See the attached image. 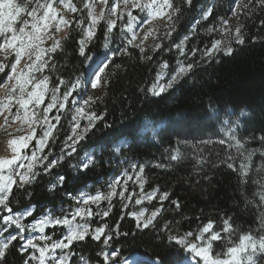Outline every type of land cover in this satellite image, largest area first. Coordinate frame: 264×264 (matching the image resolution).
Returning <instances> with one entry per match:
<instances>
[{
  "label": "trees",
  "instance_id": "trees-1",
  "mask_svg": "<svg viewBox=\"0 0 264 264\" xmlns=\"http://www.w3.org/2000/svg\"><path fill=\"white\" fill-rule=\"evenodd\" d=\"M71 2L79 16L71 20L61 48L50 54L48 67L43 72L50 77L53 88L61 78L70 86L85 71L84 58L78 52L81 31L76 21L82 16L84 26L87 25L89 8L84 5L91 0ZM236 2L243 44L234 39L230 42L231 54L217 52L211 57L203 56L206 46L211 47L215 39L222 40V23ZM173 6L172 25L165 31L160 46L141 51L137 46L126 44V52L115 51L100 81L104 96L100 99L83 96L85 100L91 97L89 109L97 115L103 114V119L96 121L95 127L78 143L77 155L84 148L104 146L105 150H100L93 157L94 163L83 171L68 168V158L58 163L56 173L65 179L53 192L49 187L51 178L45 174L37 175L24 188L16 187L10 196L13 211L35 205L34 218L48 207L74 206L75 201L66 199V193L76 197L89 185L95 189L105 184L110 172H118L128 163L144 168L143 191L158 189L153 200L143 205L150 213L157 208L161 211L146 229L137 228L135 219L129 216L130 206L110 211L104 221L108 230H113L110 247L120 249L117 259L133 254L145 258L167 257L175 245L170 248L167 243L159 242L162 232L168 235L192 232L198 236L209 221L214 222L212 231L221 232V240L212 245L214 256L235 245L242 235L264 236V5L259 0H191L190 4L187 0H174ZM176 8L180 11L176 12ZM209 8L210 15L203 19ZM118 30L117 26L115 33ZM105 31L106 22L97 29L94 43L86 54L102 53L109 35ZM185 36L187 52L183 60L186 65L191 63L192 69L165 93L152 95L148 90L156 82L161 65H175L178 58L173 46ZM193 50H196L194 56ZM67 87L60 86V91L64 92ZM230 110L238 117L244 113L235 132L239 148L222 130L223 117ZM60 117L55 140L47 148V153L51 150L56 156L61 154L60 144L67 136L63 130L69 123L64 114ZM145 120L152 121L153 129L158 126L155 134L152 128L141 134ZM109 137L124 140L117 164L107 153L119 141L104 144ZM220 140L225 143H219ZM177 151L181 156L173 160ZM242 164L248 167L242 170ZM164 192L169 193L168 199L160 201L159 196ZM173 201H178L179 207ZM225 219L232 226L230 233L222 231ZM165 224L169 225L167 230ZM57 231L59 235L60 229L52 232ZM125 232L127 236L122 235ZM230 236L234 238L228 240ZM103 239L104 236L95 241L88 236L74 243L71 247L74 256H86L91 264H105L100 256ZM19 245L17 240L7 250L5 264L23 263L26 256L17 252ZM256 264H264V255L259 256Z\"/></svg>",
  "mask_w": 264,
  "mask_h": 264
},
{
  "label": "snow or ice",
  "instance_id": "snow-or-ice-1",
  "mask_svg": "<svg viewBox=\"0 0 264 264\" xmlns=\"http://www.w3.org/2000/svg\"><path fill=\"white\" fill-rule=\"evenodd\" d=\"M59 3L64 6L65 9L71 12H77L75 4L71 0H0V52H6L11 49L15 52V60L10 65V75L7 76V81H12L15 78V83L11 85L8 94L0 99V114L3 110H7L11 113V107L13 103L17 105V112L15 118L17 120L22 119V122L30 128V133L27 136H21L18 140L13 139L11 144L12 150L15 153L10 159H0V208L6 211V214L0 215V223L4 225L0 228V264H5V256L7 250L13 245V242L19 240L20 247L17 252L21 255H25L26 259L24 264H29V261H35L36 264H70V255L65 252L74 241H83L89 235V225L84 223H74L76 217H91L93 215L92 210L88 206L90 204L99 205L102 200L109 202L108 211H103L102 216L107 217L111 211V200L116 195V186L120 184V177L109 185L110 191L105 195L103 193H97L95 195H89L86 198L81 197L83 205L77 207L71 214V218L68 215L63 218H52L51 215H47L44 218L36 219L29 225H24L22 220L33 216L35 206H30L21 212H13L10 207V196L13 190V186L16 185L18 188H24L25 185H30L39 173L35 169L40 166L44 172H49L53 167L57 166L58 163L63 161L64 152L66 149L70 150L67 155H72L77 151V145L80 141L85 139V134L91 131L95 127V123L98 120L103 119V114L97 115L95 112H89L85 115V109L80 107L77 109L78 116L74 117L76 120V126L72 129V134L69 135L61 148V154L58 158L49 161L48 154L41 155L44 153L45 147L48 146L50 138L53 139V130L56 128V124L51 121L54 120L58 124L61 117L59 111L65 108V104L68 102L69 97L73 93H78V90L91 87L95 89L99 85L102 74L109 67L112 57L115 53H109L108 55L97 56L95 54H86L89 46L94 43V38L97 33V25L101 20H104L103 14L97 16L93 11L88 12L89 22L84 26V18L81 17L76 21V27L80 29L81 36L78 40V52L81 57L84 58V73L76 78L70 87H67L68 82L64 79H60L59 83L51 89L50 101L43 108V112L38 111L39 106L43 105L46 99V95L50 91L48 75H42L45 68L48 67L50 54H54L58 49L61 48V41L56 39L54 34H49V28L55 23L56 30H60V25L68 26L72 23L71 20L65 19L63 15L58 17L59 8L55 7L54 4ZM107 3V0H102ZM190 4L191 0H187ZM125 8L131 4L133 9H140L143 12L145 9L148 10V14L151 18L162 16L165 14V9L173 8L171 0H149L148 3H141V0H123ZM261 5H264V0H259ZM85 8H92L91 4H85ZM112 13L116 12V6L111 9ZM176 12L180 9L176 8ZM210 15L209 12L203 14V19H207ZM129 23L124 27L131 31L132 21L137 20V17L132 16L131 12H128ZM123 12L121 13V18ZM168 19L172 20V15H168ZM227 23V21H224ZM117 26L116 19L106 20V31L105 35L112 33ZM209 32L213 29H208ZM224 32H228L229 29H223ZM170 35V33H169ZM45 39L53 40L50 47H44ZM136 39L135 33H132L131 39H127V45H133ZM188 38L185 37L179 44L175 45L177 49L184 54V44ZM235 40L236 42L243 44L244 36L241 33V28L236 27L235 29ZM222 40L216 39L211 43V47H205L203 56L211 57L217 52L225 51L226 54H231L233 49L230 46V42L225 44L224 48H221ZM159 47V45L157 46ZM126 52L127 49L125 48ZM143 51V49H141ZM192 55H196V50L192 51ZM27 56V62L24 67L17 71V66L21 63V58ZM48 56L49 59H45ZM202 56V58H203ZM151 59V57H149ZM6 67H9L3 62H0V73H4ZM55 68V65H52ZM117 67H119L117 65ZM166 68L167 65H162ZM191 63L178 68L176 73L171 76V79L166 84H160L159 81L163 78L161 74L156 77L157 83H153L149 88V92L154 96H159L165 93L167 90L173 87V84L177 82L178 77L183 76L192 69ZM37 74H41L38 76ZM60 86L67 87V90L63 93L62 98L58 97L57 93L60 91ZM91 97L84 100V104L87 105ZM75 103V100H73ZM32 106L31 108L29 106ZM57 105L59 107L57 108ZM56 109L57 114L49 118V113ZM21 110H23V117H21ZM243 116L244 113L242 112ZM83 117L87 119L88 124L83 130L77 133L79 127V118ZM7 122V117H5ZM238 123V121H237ZM37 127L40 128V135L37 138ZM227 135L231 141H234L239 148L240 141L235 136V130L230 125L227 126ZM35 139V147L31 150V155L26 153L22 154L21 149L28 148L30 142ZM134 139V137H133ZM264 139V138H262ZM119 141L120 144L124 143V140L119 137H109L104 140V144H114ZM219 143L224 144V140H220ZM95 151V148H93ZM181 156V153L177 151L176 155L172 156L173 160H176ZM19 161V163H17ZM47 162V163H45ZM94 163L91 158H86V162L82 164L81 170H86L90 165ZM135 167V165H133ZM228 167H233L232 164H228ZM247 164H242L241 169H246ZM5 170L8 174L5 175ZM144 168L140 167V173H143ZM59 182L62 184L65 177L60 176ZM132 177L128 176V179L124 181L123 187L127 190L128 180ZM138 179L140 177L138 176ZM57 185L52 184L50 190L55 189ZM143 181L140 182L141 195L140 198L135 200L136 205H140L144 199L151 200L156 196L158 189H154L152 192L147 194L143 193ZM120 197H124V192L119 193ZM169 196L168 192H164L159 196L160 201L167 200ZM131 199V197H129ZM179 207L178 201H173ZM126 208L127 205H124ZM146 209H142L139 212L133 211L130 213L131 217L137 220V228L141 226L148 228L153 224V219L161 211L157 208L151 213V215L145 220L144 212ZM100 215V213H97ZM123 219V216L121 217ZM143 222L142 225L140 222ZM264 223V220H262ZM224 227L222 229L225 233L232 231V226L228 219L223 221ZM9 226L15 229V232L10 231ZM47 226H67V234L60 240L51 241V237L43 235ZM107 224L98 226L91 234L92 239L100 241L101 237L104 236L103 244L107 247L112 241L113 237L111 233H106L105 229ZM169 228L168 224L164 225V229ZM26 229H38L40 235H25ZM214 229V222L209 221L199 231L198 236H194L192 232H185L182 235H168L162 232L159 237V242L167 243L171 248L175 245L167 257H150L142 258L136 257L129 260L124 258L123 260L115 259L120 252V249H114L109 253L104 251L101 253L103 260L110 262V264H201V258H203L204 264H256V258L258 255H264V236L256 238L251 233L242 235L239 239V243L235 246L227 247L223 253H217L213 255V242L221 240V232L212 231ZM8 233V235H5ZM209 234L205 239V234ZM117 235H121L117 233ZM122 235L127 236L125 232ZM195 240L196 242H193ZM67 241V243H65ZM40 242H43V246ZM229 243H232L229 241ZM57 250L60 251L61 255L57 256ZM38 253V254H37Z\"/></svg>",
  "mask_w": 264,
  "mask_h": 264
},
{
  "label": "rangeland",
  "instance_id": "rangeland-1",
  "mask_svg": "<svg viewBox=\"0 0 264 264\" xmlns=\"http://www.w3.org/2000/svg\"><path fill=\"white\" fill-rule=\"evenodd\" d=\"M173 1L174 0H171L172 4H173ZM148 2H149V0H141L142 4L148 3ZM89 4L92 5V8L89 9V11L91 10L94 12L95 10H98L100 15L103 14V16H104V20L100 21V23L97 25V29L103 23H105L106 20L109 18L110 19H116L117 26L119 29L117 33H115L116 32V29H115L112 33H110L106 37V41L104 43L102 53L101 54L94 53L97 56L108 55L109 53H114L115 51H118V52L124 51L125 46H126V41H127V39H131L132 33H135V35H136V39L133 42L132 46H137L141 49H146L148 47L158 48L157 46L158 45L160 46L161 40L164 36L165 31H167L171 27L172 21H173V20L170 21L168 19L169 14H171L173 16V8L165 9L164 15L155 17L153 23L148 24V20H149L150 16L148 14L147 9H145L143 12H141L140 9H133L131 7V4H129L128 7L125 8L123 0H112V2L110 0H107V3L102 2V0H91V2H89ZM54 6L59 8L58 17L60 15H63V17L65 19L72 20L74 17L79 16L78 12H71L70 10L65 9L64 6L59 4L58 2L56 4H54ZM114 6H116V12L113 14L111 9ZM129 11L131 12L132 16L137 17V20L132 21L131 31H129L127 28L124 27L126 24L129 23V16H128ZM122 12H123V17L121 18ZM239 18H240V10H239V5H238L237 9L236 8L233 9V11H231V14L224 20V21H227V23H224V21L222 23V29H221L222 30V36H223L222 37L223 43L221 45L222 49L224 48L225 44H227V43H229L235 39V29H236V27H238ZM172 19H173V17H172ZM225 28L229 29V31L224 32L223 29H225ZM48 31H49V34H54L56 39H59L60 41H62V39L67 34L68 26L60 25V30L57 31L56 27H55V23H54L52 26H50ZM184 38H183V40H184ZM52 43H53V40L45 39L43 46L44 47H50L52 45ZM173 50L177 51V58H178L177 62L175 63L174 66H169L166 64L167 65L166 68L162 67V65H165V63H163L161 65V70H160L159 74H161L163 78L159 81L160 84H166L171 79V76L176 73V71L181 66V64L186 66V61L183 60V55L187 52L186 43L184 44V54L183 55L181 54V51L179 49H177L175 46H173ZM220 52H225V51L222 50ZM45 59H49L48 56H46ZM14 60H15V52L13 50L9 49L6 52H0V62H3L9 66V67H6L4 73H0V99H2L3 97H5L8 94L9 89L11 88V85L15 83V78H13L12 81H7V76L11 74L10 73V65H11V63L14 62ZM26 62H27V56H23L21 58L20 65L17 66L18 72L20 71L21 68L24 67ZM37 75L41 76V78H42L43 74L42 75L37 74ZM181 77H178V80ZM155 83H157V80ZM70 86H68V87H70ZM52 88L53 87L51 86L50 80H49L50 91L46 95V99H45L44 104L39 106L38 111L40 113L43 112V108L50 101ZM66 90L67 89H65V91ZM64 92L59 91L57 93L58 97L62 98ZM85 95L96 97L99 99L102 98L104 96L103 84L99 83V85H97V87L95 89H92L89 86V87H85V88L78 90V93L72 99H70L71 96L69 97L68 102L65 104V108L61 109L59 111V115L61 116L64 114L65 117H68V121H69V123L67 125H65L64 130H63V133H66L67 136L64 138L63 142L60 144L62 147H63L65 139L69 135L72 134V129H73V127L76 126V120L74 119V117L78 116L77 109H79L80 107H83L85 109V115L89 112H92L89 109V105L84 104L85 99H83V96H85ZM73 100H75V103H73ZM17 107L18 106L15 105V103H13V105L11 107V113H9L7 110H3L2 114H0V145L2 143H4V141H6L7 139H17L18 140L21 136H27L31 131L30 128L28 127V125H26L22 122V119L17 120L15 118V113L17 112ZM29 107L31 108L32 106L30 105ZM58 107H59V105H57V108ZM56 114H57L56 109H53V111L51 113H49V118H51L52 116H54ZM228 114L229 115H224V117H223L222 130L226 134L227 138L230 139V137L227 135V131H228L227 126L230 125L231 128L234 129L236 132L237 127L240 126V123H241L240 117H242V116L240 115V117H238V115H236L235 113L233 114L231 110L228 111ZM5 117H7V122L5 121ZM21 117H23V110H21ZM237 121H238V123H237ZM51 122L53 124H56V128L53 130V137L55 138V135L57 133V123L54 120H52ZM87 124H88L87 119L80 117L79 118V127L76 129L77 133L81 132ZM151 128H152V121L145 120L143 123V126L141 128V134L142 135L145 134ZM157 130H158V126L153 129L154 134L157 132ZM39 135H40V128L37 127V138L39 137ZM52 143H53V139L50 138L48 141V146L45 147L44 153H42L41 155L49 153V152L47 153V148ZM122 145L123 144L118 143L116 146H114L107 153L108 157L111 160H113L115 162V164L118 163L119 149H120V147H122ZM34 147H35V139L32 142H30L28 148H25V150L22 152V154L26 153L28 155H31V150ZM78 149H79V147L77 145V150ZM100 150H105V147L104 146H97L95 148V151H93V148H84L80 155H77V151H76L75 153H73L72 155L69 156V155H67V152L70 150L66 149L64 152V159H66V158L69 159L68 168H70L72 171L73 170L77 171V170H81V166L83 163L86 162V158L93 159V157L97 153H99ZM59 156L52 155V153H51V155H49V161H51L52 159L58 158ZM17 163H19V161ZM45 163H47V162H45ZM121 163H122V160L120 161V163L117 166H119ZM133 165H135V167H133ZM57 168H58V165L53 167L49 172L45 173L43 168L38 166L35 169V171H37L39 173V175L45 174V175H47V177L51 178L49 181V187H51L52 184H56L57 185L55 187V189H56L57 187L61 186V183L59 182V179H58L61 175H58L56 173ZM52 173H53V175H52ZM5 174H8L7 170H5ZM128 176H131L132 179L128 180L127 190H125L123 187V184H124V181L128 179ZM138 176L140 177V179H138ZM117 177H120V184L116 186V195L112 197L111 210L118 209V208H120V206H122V209H125L124 205H127V207L130 206L132 208L131 212H133V211L139 212L142 209H146V211L144 212V219L146 220L151 215V213L153 211L150 213L148 211V207L146 205H143V204L144 203H150L153 200V198L151 200L144 199L140 205L135 204V200L140 198V195H141L140 182L142 180L143 185H144V179H143L142 173H140V168H138L136 166V164H128V163L126 164L125 163L120 167V170L118 172H113V171L110 172L108 178L104 182L105 184H102L95 189H91L90 185L88 187L82 188L79 195L76 197H74V195H70L69 193H66L65 198L70 199V200H74L75 201L74 206L63 205V206H57V207H53V208L48 207L39 216H36L34 218L32 216L27 217V218L22 220V223L27 226V225L33 223L39 217H43V216L45 217L47 215H51L52 218H63V216L68 215L69 218H71L72 212H74V210L77 207L84 206L81 197L86 198L89 195H95L97 193H103L106 195L110 191L109 185L111 183H113ZM16 187H17L16 185L13 186L12 192L14 191V189ZM55 189H53L51 191L53 192V191H55ZM122 191L124 192L123 198H121L119 195V193ZM143 193L147 194L149 192L143 191ZM129 197H131V199H129ZM84 207H90L93 215L91 217L85 216L83 218L76 217V219L74 220V223H80V224L86 223V224H88L89 225V235L88 236L92 237L91 234L94 232L95 228L105 224L104 219H106L107 217H103L102 212L108 211L109 202L107 200H102L98 206L94 205V204H90V205L84 206ZM63 210H65V212H63ZM13 212L15 213L16 211H13ZM97 213H100V215H97ZM3 214H6V211L3 210L2 208H0V215H3ZM59 215H61V217H59ZM129 216H130V214H129ZM132 218H134V217H132ZM135 221H136V223H138L136 219H135ZM140 223L142 225L143 222L141 221ZM3 227H4V225L2 223H0V228H3ZM9 228H10V231L15 232L14 228H11V226H9ZM141 228H143V227L141 226ZM54 229H60V234L57 235L58 231L56 233L52 232ZM112 231L113 230L109 231L108 227L105 229L106 233H111ZM32 232H33V229H26L25 235L28 236ZM66 234H67V226H55V227L48 226L43 235L51 237L50 242H53V241H57V240L63 238ZM5 235H8V233H5ZM208 235L209 234H207V233L205 234V239H207ZM233 238L234 237L230 236L228 240H232ZM78 242H80V241H74L73 244L78 243ZM193 242H196V241L193 240ZM40 243L43 246V242H40ZM65 243H67V241H65ZM238 243H239V241L236 244H238ZM72 245L68 249L65 250V252H67L70 255V264H91V262H89V260L86 256H79L76 258L73 254L72 249H71ZM233 246H235V245H233ZM19 247H20V245H19ZM102 247H103L102 252L108 251L109 253H111V251L114 250L113 248L110 247V243L107 247H105L104 244L102 245ZM101 253H100V256L102 258ZM56 254H57V256L61 255L59 250H57ZM259 256L260 255L257 256L256 261L258 260ZM142 258H145V257H142ZM25 259H24V261H25ZM115 259H117V257ZM123 259L124 258H122L121 260H123ZM145 259H147V258H145ZM24 261L22 264H24ZM29 264H36V262L35 261H29ZM49 264H52V262L49 261ZM105 264H106V262H105ZM107 264H110V262H107ZM201 264H204L203 258H201Z\"/></svg>",
  "mask_w": 264,
  "mask_h": 264
},
{
  "label": "bare ground",
  "instance_id": "bare-ground-1",
  "mask_svg": "<svg viewBox=\"0 0 264 264\" xmlns=\"http://www.w3.org/2000/svg\"><path fill=\"white\" fill-rule=\"evenodd\" d=\"M210 10V8L208 9V11ZM207 11V12H208ZM95 15H97V16H100V13H99V11L98 10H95L94 12H93ZM154 19L155 18H149V20H148V24H152L153 23V21H154ZM13 139H7L6 141H4V143H2L1 145H0V159H10L13 155H15V153L13 152V150H12V148H13V146H12V144H11V141H12ZM25 149H21V153L24 151ZM5 175H7V174H5ZM30 206H28V207H25V208H23V209H20V210H17L16 212H21V211H23V210H25V209H28ZM40 218H44V216L43 217H39L38 219H40ZM48 227V226H47ZM47 227H46V229H47ZM45 229V230H46ZM45 233V232H44ZM43 233V234H44ZM30 235H33V236H38V235H40V233L38 232V229H33V232L30 234ZM62 239V238H61ZM60 240V239H59ZM132 256H134V255H132ZM129 260H131V259H134V258H128Z\"/></svg>",
  "mask_w": 264,
  "mask_h": 264
},
{
  "label": "water",
  "instance_id": "water-1",
  "mask_svg": "<svg viewBox=\"0 0 264 264\" xmlns=\"http://www.w3.org/2000/svg\"><path fill=\"white\" fill-rule=\"evenodd\" d=\"M237 7H238V3L236 2L233 6H232V11H233V9H237Z\"/></svg>",
  "mask_w": 264,
  "mask_h": 264
}]
</instances>
